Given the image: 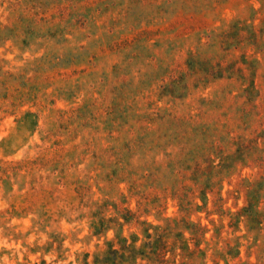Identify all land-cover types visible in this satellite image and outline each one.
Segmentation results:
<instances>
[{"label": "rangeland", "instance_id": "374dc122", "mask_svg": "<svg viewBox=\"0 0 264 264\" xmlns=\"http://www.w3.org/2000/svg\"><path fill=\"white\" fill-rule=\"evenodd\" d=\"M0 264H264V0H0Z\"/></svg>", "mask_w": 264, "mask_h": 264}, {"label": "trees", "instance_id": "16d2710c", "mask_svg": "<svg viewBox=\"0 0 264 264\" xmlns=\"http://www.w3.org/2000/svg\"><path fill=\"white\" fill-rule=\"evenodd\" d=\"M120 259H121V257H120ZM110 261H112V262H116L117 261V258L115 257V255H112L111 258H105L104 259V263H108Z\"/></svg>", "mask_w": 264, "mask_h": 264}]
</instances>
